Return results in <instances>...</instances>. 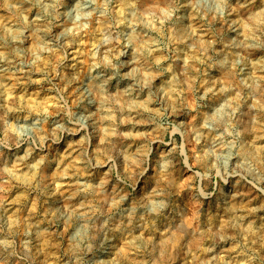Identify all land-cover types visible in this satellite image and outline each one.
I'll list each match as a JSON object with an SVG mask.
<instances>
[{"label": "clouds", "instance_id": "clouds-1", "mask_svg": "<svg viewBox=\"0 0 264 264\" xmlns=\"http://www.w3.org/2000/svg\"><path fill=\"white\" fill-rule=\"evenodd\" d=\"M20 8L35 18L0 0L3 203L12 187L44 200L63 191L57 180L66 181L70 206L57 209L53 223L69 226L55 236L71 252L69 264L92 250L93 231L111 232L117 219L129 235L117 264H264V79L246 71L256 51L264 54V0H21ZM75 48L87 49L86 63L78 59L66 74ZM189 50L201 54L193 61L199 71L181 66ZM255 66L264 70V61ZM121 76L128 86L114 95L108 85ZM77 133L82 139L62 158L60 141ZM188 173L191 224L173 201ZM233 188L247 195L233 196ZM75 197L92 207L76 208ZM213 197L219 206L201 218L200 201ZM170 207L180 222L160 233L151 219ZM34 228L24 230L19 250L14 239L4 244L0 264L11 257L34 264L39 223Z\"/></svg>", "mask_w": 264, "mask_h": 264}, {"label": "rangeland", "instance_id": "rangeland-1", "mask_svg": "<svg viewBox=\"0 0 264 264\" xmlns=\"http://www.w3.org/2000/svg\"><path fill=\"white\" fill-rule=\"evenodd\" d=\"M14 3L17 4V8L19 9V12L23 13L25 16H27L30 19L35 18V12L34 10H25L24 8H20L21 0H13ZM113 4L119 5L122 3V0H112ZM152 0H140L141 5H147L151 3ZM69 3H74V0H69ZM256 3L259 4V0H256ZM29 11H31V15H29ZM183 12V10H182ZM4 23V16L3 13L0 12V25ZM190 23L189 20H185L183 22L184 25H187ZM99 27V25H97ZM195 30L199 31V26H195ZM171 34V29H170ZM200 35L204 38L206 41L208 38L204 35V33H200ZM230 35L234 36V33H230ZM179 42V41H177ZM89 42L87 40L81 41L82 45H87ZM218 48L220 46H217ZM87 49L81 50L80 48H75L72 50V53L69 55L67 61H66V67H65V73L71 74V66L75 64V62L79 59L81 64L86 63L85 60L82 59L84 55H86ZM76 53H79V56L76 55ZM131 53H129L130 55ZM200 53L195 52L193 50L186 51L183 60L181 62V66L184 64H189L195 71H199L198 64L194 63V60H198L200 58ZM264 61V54H262L260 51H256L253 55L252 59V65L250 66L246 71L253 77L264 79V70H261L259 67H256L255 65L258 64V62ZM166 62V58H165ZM169 68H172L173 65L169 64ZM122 73L130 72V68H125L121 70ZM156 77V83H160V78L158 74H154ZM214 75V81L212 84V87H216V81L221 79V76L219 72H217L215 69L213 70ZM11 80V78H10ZM89 84H91V81H89ZM204 84H207V80L201 81V87L204 86ZM128 86V82L124 81L123 76L120 78H114L110 84L108 85V89L115 95L117 92H122L125 87ZM29 91H37L36 86H30ZM16 95H23L20 88L16 89ZM11 95V93H9ZM7 97L0 96V102H3ZM229 100H232L233 97L229 96ZM252 103V101H248L245 104L241 105V111L242 112H249V105ZM194 107V106H193ZM96 108H99V103L96 105ZM140 131H143V129H138L136 131V135L138 136ZM150 131V130H149ZM82 139V136L80 134H75L74 139H68L67 142L60 141V155L62 158L68 156L73 151V146L80 142ZM54 147V145H53ZM15 161L13 160V163ZM106 173V168H105ZM51 176L56 175V170H51L49 173ZM82 176H87L88 173H81ZM191 173H188L184 180L181 182V193L178 196L173 197L174 206L177 208L185 209L186 214L183 216V219L187 221L189 224L192 223V207L191 202L189 198L188 191L183 188L184 183L190 178ZM103 178V177H101ZM144 182H141L140 187H143ZM56 188L57 189H63L61 192H55L50 197L40 200L37 199L35 196L29 198L25 193L18 191L15 187H12L8 191L7 196V203H3L4 197L0 196V259H3L7 256V253L4 252L3 246L6 243L11 242L13 239L15 240V243L17 245V248L19 250V247L22 243L25 242V237L23 235V232L25 229H29L32 231H35L34 226L39 223L40 225V231H39V247H40V256L37 258V260L34 262V264H69V256L71 255V252L68 247L64 246L63 240L56 239V233L59 231L61 235L66 234L69 231V226L62 225L60 222L53 223V220L55 216L57 215L56 210L57 209H63L69 207V203L67 202L66 198L69 194V189L67 187L66 181H56ZM229 187H231V182ZM223 190L227 191V188H224ZM231 194L233 196H239V195H247V189L241 188L240 192L237 193L235 189L233 188ZM74 195V194H73ZM30 199V203H27L24 206H21L22 201H27ZM76 208H84V207H92V201L88 200L85 201L83 199H80L78 197H75ZM245 204H247V201H244ZM129 204L131 206H135L133 202L129 201ZM187 206V207H186ZM218 203L216 201V198L213 197L211 199H203L200 201V208H201V218H203V214L209 211H214L216 207H218ZM252 207H256V201L254 200L252 202ZM93 211L97 213V215L101 214V210L99 208H93ZM111 209H109V212ZM142 216V214H141ZM47 218V219H45ZM102 219H105V222H107L105 217H102ZM93 220H95L97 223H99L98 220H96V217H92ZM181 217L179 215L173 214L172 208L165 209L158 217H154L151 219V223L156 225V228L160 233H164L169 228H171L173 231H175V224H178L180 222ZM78 223H80L78 221ZM121 223H124L123 221L116 220L114 224L112 225L113 231L103 233L101 235H96V233L93 231L91 234L95 236L94 245L92 247V250L87 252L82 256L80 259V264H117V261H119L120 254L121 253H127L128 249L126 245L128 244L129 235L127 233L121 234L120 227ZM131 223V221H129ZM87 227V225H85ZM145 227H147V221L145 223ZM10 231H15L16 235L13 237L10 235ZM137 234H142L137 231ZM105 237L108 238V242L104 243L103 247H100L101 242L105 240ZM193 239H190L188 242V246L191 247L193 243ZM180 243H183V241H180ZM28 247H31V243H28ZM175 251V249H174ZM9 264H22V262L19 261L18 257H11L9 259ZM72 264H76V260L74 259L72 261ZM121 264H123V261H121ZM174 264H182V262L174 261Z\"/></svg>", "mask_w": 264, "mask_h": 264}]
</instances>
